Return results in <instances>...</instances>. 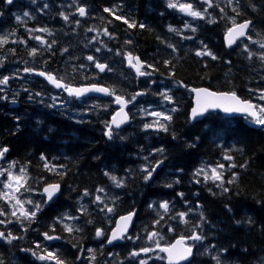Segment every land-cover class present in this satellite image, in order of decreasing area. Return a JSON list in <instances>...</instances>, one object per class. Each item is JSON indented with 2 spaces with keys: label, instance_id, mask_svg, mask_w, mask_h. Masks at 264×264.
I'll return each mask as SVG.
<instances>
[{
  "label": "trees",
  "instance_id": "obj_1",
  "mask_svg": "<svg viewBox=\"0 0 264 264\" xmlns=\"http://www.w3.org/2000/svg\"><path fill=\"white\" fill-rule=\"evenodd\" d=\"M92 1L90 0L91 7ZM188 1L197 3L198 0ZM233 1L234 6L231 9L223 7L224 13L212 9L211 18L216 22L203 23L197 33L198 40L203 41L219 57L218 60L213 61L208 57H196V47L193 48L192 42L188 47L180 46L179 52L169 57L170 54L161 45V40L162 37H167L165 26L173 23V20L171 14L160 5V0H95L96 10L103 13L104 17L110 15L103 9L113 3V5L122 4L124 9L129 10V15L132 14L129 16L117 12L118 15L136 20L138 23L141 19L145 20L147 25L145 29L139 27L129 29L122 21L114 19L118 24L116 26L118 34L129 31L133 49L140 57L145 58L148 52L152 54L158 52V67L166 75L169 71H175L174 81H183L189 87L205 86L213 91L234 90L240 97L256 102L254 98L258 93L249 92V89H264V79L254 70L255 60L248 59L247 55L243 57L241 55L240 60L235 59L233 52L237 46L227 52L222 45V35L227 27H230L227 17L232 16L233 8H237L241 13L236 16L237 22L251 20L252 26L248 35L253 41H264V0ZM55 10L58 8L50 10L52 19L55 18L52 15ZM157 37L160 38L158 42ZM77 40L70 36L66 44L77 46ZM157 44L158 51H156ZM253 47L250 46L251 50ZM87 54H90V50L82 49V55ZM165 59L172 60L175 68L165 67L163 64ZM66 60H70L68 56ZM101 79L102 77L95 72L83 73L74 76L70 83L106 85ZM175 93L179 95L177 100L179 110L172 113L173 120L167 132H147L140 125L141 121L138 122L133 117L132 124L126 128L127 130L109 141L103 133L104 122L110 115V107L102 112L98 109L97 120L95 116H91L89 119H83L79 124L41 112L31 115L29 121L27 116H24L22 120H18V123L13 114L10 115L8 112L0 114V145L10 149L7 158L21 165H28L32 183L30 186L40 190L45 181L61 184L60 195L49 206L44 207L29 231L15 234L23 235L25 238L12 241L10 244L6 243L8 251L0 248V260L3 264H53V262L37 260L30 252L26 254L21 249L34 248L37 242L42 244L41 233L50 231L49 225L53 224V218L65 213L79 216L77 209L81 204L87 206L88 215L70 223L82 227L83 231L74 232L69 236L60 225H56V232L52 234L60 235L62 239H60L61 243L52 245L51 251L58 252L67 264H78L77 256L80 248L86 251L88 248H93L96 255L94 264L103 261L105 264L110 261L113 264L119 263L118 261H121L119 248L98 249L93 245L92 236L95 229L108 226L110 223L108 218L96 214L91 205L98 186L105 187L109 193L113 192L120 197L112 216L136 210L130 235H139L141 239L131 241L129 251L144 245V242L143 245L139 243L144 239L145 226L151 231L152 221L157 218L156 212L148 205L151 203L158 206L160 201L167 200L173 206L170 215L187 211L189 207L193 212L188 216L189 225L180 224L178 220H168L166 217L165 222H162L164 226L159 228L165 237L161 243H170L176 237L190 235L191 225L200 222V212H203L206 218V222L202 223V231L206 239L202 244H196L194 258L189 264H216L212 259L214 255L220 256L222 264H264V128H256L244 118L226 119L218 114L208 115L203 120L190 124L188 90L178 89ZM125 94L129 96L128 91ZM173 135L176 139H173ZM161 147L165 149L162 155L149 156L153 148ZM229 149L232 150L230 154L234 156L232 162L237 165L244 163L247 165L245 168L225 170V180L230 178L233 171L239 174L234 184H225L230 189L229 192L223 193L211 181L204 183L202 177L199 178L201 182L196 183L197 178L194 177L196 169L206 165L215 166L217 163H223L225 166L231 163L223 160L225 151ZM41 153L54 164L66 165L63 170L67 174L61 178L44 171L43 162L39 159ZM144 156H149V161L153 164L156 160L163 159V164L154 173V178L149 184L144 183L143 174L139 171L140 166L146 163ZM105 171L123 177L126 186L114 190L111 182L104 176ZM41 176L44 177V181L40 180ZM176 180H179V183H175ZM166 184L173 186L165 187ZM85 189L93 195L81 199ZM178 193H183V198L178 196ZM197 204L201 206L199 209H196ZM89 219L93 220L92 224L87 223ZM169 224L174 227V232L167 231ZM12 230L11 226L3 228L5 232ZM2 243L0 240V246L3 245ZM73 244L78 246L74 248ZM212 245H215V249L211 248ZM206 247L209 249L207 253H205ZM220 249L227 251L220 252ZM12 253H15V256ZM109 253H112L111 257H108ZM158 264L163 263L160 261Z\"/></svg>",
  "mask_w": 264,
  "mask_h": 264
},
{
  "label": "snow or ice",
  "instance_id": "obj_2",
  "mask_svg": "<svg viewBox=\"0 0 264 264\" xmlns=\"http://www.w3.org/2000/svg\"><path fill=\"white\" fill-rule=\"evenodd\" d=\"M4 2L8 5L13 4L14 0H4ZM201 2L206 5L203 11L198 10L194 4L192 3H181L179 0H168L167 7L171 9H176L179 12L185 14L186 16L192 17L193 19H200L204 20L206 16H210L208 10L209 8L214 7L213 0H201ZM228 5L231 6L233 0H227ZM32 3L35 4L36 0H32ZM73 4L77 3V0H72ZM48 4H44V8H48ZM218 7V5H215ZM120 10V5H115L111 8L105 7L103 11L108 13L113 17V19L122 21L124 24L127 25L129 29H133L139 27L140 29H145L147 25L145 23H138L136 20H130L128 17L123 15H118L117 12ZM253 10H255L253 6ZM221 13H224L225 9H220ZM233 12L236 13V16H239L241 13L238 11L237 8L232 9ZM78 14L80 17H85L87 15V9L85 6L77 5L76 12L66 14L64 11L59 13V16L66 22L71 23L69 20L70 15ZM2 15V13H0ZM24 17H28L32 19L30 13L25 11L23 13ZM236 16L227 17L230 27H227L225 32V44L227 47L231 48L234 44L237 43L238 40L241 38H246L252 43H257L256 41L252 40V37L248 35V30L252 26L251 20H244L243 22H237ZM224 18V17H222ZM17 21L21 20L20 16L16 17ZM109 21L108 23H111ZM216 21L212 18L207 19V23H215ZM76 25L80 24L79 20L75 21ZM190 29L191 32L195 33L197 29L191 26L188 22L184 23L183 29H176L173 26H168V31L171 33H175L176 35H180L182 39H193L191 36H183L182 32L184 30ZM87 32H96L97 30L94 28L86 29ZM29 32V39H34L40 45L39 48L33 47L29 49L28 55L30 57H36L40 54L42 49L51 50L53 45L57 42L52 40L50 43L46 41L40 35H31L34 32H41L47 33L49 36L53 35L52 31L47 28H35V29H28ZM102 35L108 37L110 40L115 39L114 33L110 32L107 27L101 30ZM11 35H15V33H11ZM98 33L96 36H93L89 44L93 42H99L101 47H107V45L99 40ZM158 39H160L158 37ZM21 43L26 44L27 41L19 40L13 41V43ZM8 43L7 36H0V46ZM125 44H131L132 41L125 40ZM161 43H165L164 40H161ZM202 47L195 51V56L204 58L208 57L213 61L219 59V57L212 52L211 49L208 48L206 44L201 41ZM168 48L172 49V52H177V48L168 43L166 45ZM101 47H97L96 51L100 52ZM259 47L264 49V42H259ZM13 53L15 49L11 50ZM68 49H62V54L67 52ZM111 51V49H109ZM244 51L248 54V59H252L254 54L252 51L249 50L248 46H244ZM117 55H124V58L127 60L128 66L132 68L137 77H151L154 73L158 72L159 69L155 66V64H148L147 62L141 60L140 57L134 56L131 52H124L121 53L119 50L116 53ZM86 59L94 64L95 68L99 70V72L111 71L109 66L104 63L98 62L96 57L89 55ZM258 59L264 63V51L258 54ZM0 63H3V60L0 59ZM226 63H230V61H226ZM165 67L170 69H174L175 65L173 64L172 60L165 59L163 61ZM80 67H84L81 65ZM205 67L207 64L205 63ZM147 69H151V71H147ZM24 73H34L40 77H43L45 80L48 81L49 84L53 85L57 89H62L64 92L68 94L69 97H74L75 99H80L81 97L85 96L87 93H100L104 96L112 97V103L118 106L117 110L113 113L110 120L104 122V136L108 140L114 139L116 136L117 130L121 129V127L130 122L131 116L129 111H126L129 104H133L137 101V97L144 96L148 93V90L137 91L134 94L130 95V98H126L124 94H118V90L115 87H104L99 86L97 84H91L89 86H82V87H75L69 83L64 82L63 77H59L56 74L48 71H37L34 68L25 67L23 69ZM175 71H169L168 79H173L175 77ZM11 77L3 76L0 78V85L6 86L9 83ZM150 83H155V81H151ZM175 87H182L186 90L195 94V106L191 108L190 114L188 116L189 122L196 120L198 117H202L208 112L210 109L215 110L219 109L226 114H233L239 113L244 115L247 118H250L251 123L264 127V103H253L250 99H244L240 97L236 91H229V92H216L212 91L209 88H190L187 84L183 81H175ZM24 91H28V89H24ZM0 92H3V88H0ZM172 92L171 88H164L154 95H158L161 97L162 102H166L167 104H176L174 96L170 94ZM249 92L258 93L256 99L259 101H264V89H249ZM42 93L36 92L34 94H29V99H33V96L39 97ZM7 99L6 96L0 95V100ZM56 97H53V103L49 105V107H55ZM15 103V99L12 100ZM105 109L107 105L104 106ZM179 109L177 106H173L170 109H166L165 111H149L146 108L141 107L140 113L145 116H151L154 119L149 123L143 124V130H153L156 132H167L169 130V125L173 120L172 113L177 112ZM17 121L20 119L19 117L16 118ZM123 139V137H121ZM173 139H176L175 135H173ZM9 148L7 146L0 147V160L5 158V155L9 152ZM231 149L225 151L223 155V160L230 161L227 166L223 163H217L215 166L206 165L202 166L195 170L194 177L197 179L195 180L196 183H200V177L203 178V182L207 183L211 181L216 185V187L220 188L223 193H228L229 188L225 186V184L231 185L234 184L238 178V173L232 172L229 179L225 180L224 173L227 169H235L237 167L245 168L247 165L239 164L232 162L234 161V156L231 153ZM165 152L164 148H153L152 152L149 153V156H154L156 154H163ZM149 156H144L143 159L146 163L140 166L139 171L143 174V181L145 184H149L153 178L154 173L157 172V169L163 164V159H158L155 163H151L149 161ZM40 161L43 162L42 168L44 171L55 174L61 178H63L67 173L63 169L66 168V165L63 164H54L48 160V158L41 153L39 157ZM16 161H12L8 164L7 168H0V176H6V179L2 182L3 190L0 191V201H4L5 204L11 209V211H5L4 209L0 208V217H11L12 219H0V225H9L12 223H16L20 225V230L23 233H27L31 226L36 223L38 213L42 212L45 205H48L50 202L54 201L57 196L61 192V184L59 182L54 183H47L44 182V186L42 190H40L39 195L43 197L40 201H34L31 198H23L24 193H35L37 190L30 186V176L28 173V165H22L19 167L18 171H13L17 167ZM104 176L108 178L111 182V185L116 189H122L126 186V181L123 177H117L113 175L109 171L104 172ZM41 181H44V177H40ZM175 183H179V180H176ZM172 184H166L165 187L171 188ZM95 195L92 200V203L99 208V211L105 213L107 218H111V214L116 211V204L120 199L118 194H109L108 190L105 187L98 186L95 189ZM93 194L89 192L88 189L83 191L81 199L83 197L92 196ZM178 196L183 198V193H178ZM187 204V201H185ZM30 205L31 207H26ZM148 207L153 209L156 214L157 218L152 221L151 231L147 230V226H145V244L147 246H142L139 249H134L129 252V257L133 260H136L138 257L145 256L147 258H141L138 260V264H148V261L153 259V255L155 254L154 258L158 260L166 261V264H180L181 261L188 260L191 256H193V248L196 244H202V242L206 239V236L203 234L202 231V223L206 222V218L203 212L199 214V221L195 224L191 225V234L190 235H181L178 239H176L172 243H161L165 240V237L161 234L159 228L164 226L165 218L167 217L168 220H178L180 224L189 225L190 221L188 216L193 209L191 207L188 208L187 211H180L176 212L174 215H170L172 213V204L170 201L163 200L158 203V206L155 204H149ZM201 206L199 204L196 205V209H199ZM231 210V209H229ZM80 213L79 216H72L68 213L63 214L62 216L54 217L53 224L49 225L50 231L43 232L41 235L43 236L45 241H55L60 240L62 237L60 235H54L52 233L56 232V225H60L65 233L71 236L74 232H82L83 228L77 226L74 223H70L71 221H77L80 219L81 216L88 215V208L85 204H81L80 207L77 209ZM136 211L133 209L132 211L127 212L125 215L120 216L116 220V226L111 230L110 233H106L105 230L101 227H97L95 229V238L96 239H103L104 243L108 245H112L118 241L123 240H131L137 241L140 240L141 237L139 235L133 237L129 234V228L134 224V217L136 216ZM88 224H92L93 220H87ZM237 223H240L237 221ZM251 223V220H249ZM168 232H174V227L169 224L167 227ZM23 235L17 236L14 235L12 231H0V240H3L6 243H12V241L18 239H24ZM195 242V243H191ZM77 244H73V247H77ZM104 247V244H101V248ZM212 249H215V245L211 246ZM81 252H83V248H80ZM21 251L30 252L32 256H34L37 260L40 261H47L53 262V264H67V262L59 256L58 252L49 251L47 248L42 246L40 243H35L34 248H22ZM209 249L205 248V253H207ZM220 252H226V249H220ZM87 252L89 255V264H93V261L96 260L95 250L93 248H88ZM164 255H160V254ZM111 256L112 253H109ZM77 259H81V256H77ZM212 259L216 262V264H222L221 258L219 255L212 256ZM0 264H3V261L0 260Z\"/></svg>",
  "mask_w": 264,
  "mask_h": 264
},
{
  "label": "rangeland",
  "instance_id": "obj_3",
  "mask_svg": "<svg viewBox=\"0 0 264 264\" xmlns=\"http://www.w3.org/2000/svg\"><path fill=\"white\" fill-rule=\"evenodd\" d=\"M24 2V5L22 6V9L19 10L18 9V5H17V0H14L13 4L8 5L4 2V0H0V5L2 6V9H10V13L12 15V19H11V23L12 24H18L20 23V29L21 31L24 33V35H19V33H15V37L17 38V41L19 40H25L27 41L26 44H21L18 43L19 46H21V48H23L24 50H27L29 52L30 48L33 47H37L39 48L40 45L38 44V42L34 39H29V32L28 29H35V28H43V27H47L51 30V27L48 23L44 22L43 16H45L47 14V12L55 7L58 8V10L64 11L66 14L68 13H72V9L76 8L77 5L79 4H85L83 2H87V0H77L76 4L72 3V0H36V3L33 4L32 0H22ZM179 2L181 3H191L188 0H179ZM167 3L168 0H160V5L164 7V10L167 11L169 14H171L173 16L174 19V24L171 25L176 29H183L184 23L188 22L191 26L195 27L197 29V31L195 33L191 32L190 29L184 30L182 32L183 36H191L193 37V39L189 40V39H182L180 35H176L175 33H171L168 31V27H167V31H168V38L169 41L168 43L173 44L176 48H177V52L173 53L172 49L168 48L167 46H165L168 49V52L171 56H175L178 52H179V47H185L186 45H188L190 42H192L194 44V46H196V50L200 49L202 47L201 45V41L198 40V25L199 22L203 21L200 19H193L192 17L186 16L185 14L179 12L176 9H171L167 7ZM44 4H48V8H44ZM195 5V7L198 10L203 11L204 7H206V5H203L202 3H192ZM213 4H214V8L215 11L217 12H221L220 9L223 7H229L230 9L234 6V1L232 2V5L229 6L227 0H213ZM120 5V10L118 12L120 13H128L127 8L124 9L122 4H118ZM215 5H218L215 6ZM53 7V8H52ZM90 8V7H89ZM111 8V7H110ZM211 9V8H209ZM68 10V11H67ZM25 11H28L31 15V17H33L32 19H29L28 17H24L23 13ZM124 11V12H123ZM209 12V10H208ZM225 12V11H224ZM210 16H206V18L204 20L207 21L208 18H211V13L209 12ZM104 14L100 13L98 15L99 18L90 16V19L88 21V23L85 24V22H82L81 24H79L78 26L76 25V27H78L77 31H73L75 34H78L76 36V38L78 37L80 39V44H78L83 50H90V54L94 57H96L97 60H101V61H107L110 62V65L114 66V68L116 69V73H120L122 78L119 79V82L121 84H123V86L128 88L129 85V81L133 80V76L130 74V72H128L127 70L124 69V63H123V56L124 55H117V51L119 50L121 53L124 52H130L132 51V45L131 44H125L124 41L125 40H129L130 37L128 35H123V34H118L116 33L115 29L116 26L118 25L115 20L113 19V17L110 15H106L105 17L107 18L108 22L112 21L111 23H103V21L101 22L100 18H102ZM231 15V14H230ZM20 16L21 20L18 22L16 17ZM236 16V13L233 12L232 16ZM104 17V16H103ZM36 20V23H33V21ZM50 22L51 19L49 18ZM59 20V23H66L60 16H58L57 21ZM69 20L72 22V24H75V21L72 18V15L69 16ZM103 23V24H102ZM69 24V23H67ZM101 24V25H100ZM82 27V30H79V28ZM107 27L108 30L112 33H114L115 35V39H109L106 36L102 35L101 30L103 28ZM88 28H94L97 31L96 32H87L86 29ZM5 28H3V32L6 33ZM63 30V28L61 29ZM53 35L49 36L47 33H41V32H34L31 35H40L42 36L46 41H48L49 43L52 40H55L57 43L55 45H53V48L51 50H47V49H42L40 54L37 55L34 58L40 59L41 55L44 54L45 51H49L51 56L54 55H59L62 57H69V61L68 60H64L61 59L60 62L59 60H57L59 63L64 64L63 68L66 70L69 69H74L77 71L85 70L87 68H89V66L87 65V63L85 64L84 60H78L77 59V49H79L80 47H77L75 45H68L66 44V42L64 41V39H59V32H52ZM98 33H100L99 35V40L103 41L107 47H101L99 42H93L91 44L88 43V41H90L92 39L93 36H96ZM131 40V39H130ZM16 41V39H15ZM257 43H252L251 41H246V42H242L241 44H239L237 46V48L235 49V51L233 52L234 58H236V56H241L242 57L244 55H247V52L244 51V46L247 45L249 50L252 51L254 54L253 58L255 60L254 62V70L257 72L258 76H261L264 79V63H262L259 59H258V54L262 51H264V49H261L259 47V42H264V41H256ZM167 43V44H168ZM253 44V45H252ZM58 45H60V47H57ZM250 46H254L253 49L251 50ZM58 48V52L53 51L54 48ZM97 47H101V51L97 52L96 48ZM67 48L68 51L64 52L62 54V49ZM71 48V50H70ZM75 48V49H74ZM109 49H111V51H109ZM70 50V51H69ZM158 51V50H157ZM27 52V54H28ZM147 55H151L150 52L146 53ZM87 56V55H86ZM30 57V56H29ZM157 57V56H156ZM33 58V57H30ZM158 61V58L155 59L153 62L155 64V62ZM19 62V61H18ZM20 63V62H19ZM148 64H152L150 62H147ZM30 65H34L33 62H29L28 65L23 66V68L25 67H29ZM81 65H83L84 67H80ZM0 66L3 67V76H9L11 77V79L9 80L8 85L10 84V82L14 83V84H20L23 87H27L26 89H28L26 96H27V101L30 104H37V105H41L43 107L49 108V105L53 103V97H56V103L55 105L58 104V106H60L61 108V112L65 115H70L73 118H77L75 119L76 121H73L74 123H78L81 122L82 119L81 118H89L91 116H95V120H97V110L100 109L101 112L108 110V107H110L109 104L102 102L100 100H88V101H78V102H72V101H68L67 99H65L64 97H62L61 95H56L52 90L50 91H46L44 89H42V87L39 84L35 83V80L31 81L28 79V77H25L23 74V71L21 69L20 66H18L16 58L15 59H9L6 62L0 63ZM157 67V66H156ZM159 69L158 72L154 73L153 76L148 77L146 79H141L140 80V86L143 90L147 89L148 93L146 95H144L139 101L138 105L132 110V115L134 117L135 120H137L138 122H140V125H142L144 123H149L151 122L154 118L151 116H145L143 114L140 113V108H146L149 111L155 110V111H165L166 109H170L173 106H177V100H178V94L175 92H178V89L183 90L182 87H175L174 86V80L173 79H168V75H166L163 70L160 67H157ZM148 71H151V69H148ZM68 72V71H67ZM109 73L111 75H113L114 73L112 71H109ZM17 79H18V83H17ZM151 81H155V83H150ZM8 85L1 87L3 88V95H7L8 97L17 100V96H12L13 94H9L8 92ZM3 86V85H0ZM34 88L36 90H34ZM164 88H171L172 92L170 94H172L174 96V99L176 101V104H167L166 102H162L161 97H159L158 95H154L153 93H156L160 90H163ZM10 90V88H9ZM14 92V91H13ZM20 92L17 91L16 93L18 94ZM22 92H26L24 91V89L22 90ZM36 92H40L42 93L41 96L36 97L33 96V99H29V94H34ZM124 93V92H122ZM257 96V95H256ZM256 96L254 98V100L257 101V103H264V101H259L256 99ZM60 104V105H59ZM105 105H107V108L105 109ZM79 118V119H78ZM141 127V128H142ZM131 131V130H130ZM147 132H156L153 130H147ZM12 162V161H8V160H4L3 164L0 165V168H7L8 164ZM20 166L17 165V167L15 169H13V171H18ZM227 170V168H226ZM230 171V169H228ZM6 179V176H0V191L3 190V184L2 182ZM114 190H118L116 188H114ZM109 194H113V192H110ZM36 195L35 193H24L23 194V198H31L33 199V196ZM7 205V204H6ZM91 205L92 208L95 210L96 214L98 215H103L102 218L106 217L105 213H102L99 211V208L94 205L91 201ZM26 207H31L30 205L26 206ZM96 208V209H95ZM107 218V217H106ZM111 218H112V214H111ZM110 218V219H111ZM12 219V218H11ZM106 220V219H105ZM109 220V218H108ZM73 222V221H71ZM14 226V229L17 228V226L19 224L16 223H12L9 224L7 226ZM15 235V234H14ZM135 237V236H133ZM126 244L125 247H123L120 251H119V255L128 263L130 264H138V260L141 258H147L145 256H141L138 257L136 260H133L129 257V245L131 243V240H126ZM98 242L100 243L101 240L98 239ZM144 242V245H143ZM140 245L145 246V239L142 240L141 243H139ZM137 244V245H139ZM147 246V245H146ZM153 255V259L148 261V264H158L159 260L154 258L155 254H151ZM106 259V258H105ZM122 261V260H121ZM96 264H105V262L103 261L102 263H96ZM118 264V263H117ZM123 264V263H120Z\"/></svg>",
  "mask_w": 264,
  "mask_h": 264
},
{
  "label": "flooded vegetation",
  "instance_id": "obj_4",
  "mask_svg": "<svg viewBox=\"0 0 264 264\" xmlns=\"http://www.w3.org/2000/svg\"><path fill=\"white\" fill-rule=\"evenodd\" d=\"M96 2L94 0V8L96 7ZM2 6L0 5V13H2V15H0V36H7L8 37V43L4 44L3 46H0V59L3 60V62L8 61L9 59H15L17 61L18 66L21 67L22 71H23V66L28 65L29 62H33L34 65H30V68H34L35 70L38 71H48V72H53L56 73L57 76L60 77V75L64 72V69L62 67V64L59 63L60 62V56H51L49 51H45L43 55H41L40 59L37 58H30L29 55L27 54V50H24L23 48H21V46L18 45V43H13V41H17L18 37H15L14 35H11V33H19V35H24V33L21 31V29L19 28L18 24H12L11 23V19H12V15L10 13V9H5V11H1ZM7 14V15H6ZM10 15V16H8ZM3 28H5V32H3ZM15 49V52L13 53L11 50ZM59 60V62L57 61ZM20 63H19V62ZM155 66L158 67V62L155 63ZM3 67L0 66V74H3L2 72ZM24 73V72H23ZM25 77H28L29 80L33 81L35 80L38 81L34 76H31L30 73H24L23 74ZM0 78H2V76L0 75ZM39 82V81H38ZM17 83H18V79H17ZM27 87H23L21 86L19 83L18 84H13L10 86V93L14 94L16 96V92L17 91H21L23 89H26ZM34 90H36L34 88ZM14 91V92H13ZM16 102L14 103L13 106H6L3 107V100H0V114H3L5 112H8V110H12L13 115L17 118L18 115L23 111L26 110V107H22L20 106V102L15 100ZM60 105V104H59ZM50 112H53L56 114H61V108L60 106L55 105V107H49ZM17 121V119H16ZM101 242L103 241V239H100ZM82 262H84L83 258L80 259V262L78 264H82Z\"/></svg>",
  "mask_w": 264,
  "mask_h": 264
},
{
  "label": "water",
  "instance_id": "obj_5",
  "mask_svg": "<svg viewBox=\"0 0 264 264\" xmlns=\"http://www.w3.org/2000/svg\"><path fill=\"white\" fill-rule=\"evenodd\" d=\"M81 18H84V17H81ZM224 37H225V34H224V36H223V44H224V46H225V49H227V50H229V49H231V48H233L234 46H235V44L231 47V48H229V47H227L226 46V44H225V39H224ZM242 39V38H241ZM239 41V40H238ZM96 69V68H95ZM96 70H98V69H96ZM99 71V70H98ZM35 75V74H34ZM36 76H38V75H36ZM38 77H40V76H38ZM40 78H42L46 83H48V81L47 80H45L43 77H40ZM49 84V83H48ZM52 88H54L55 90H57V91H62L67 97H69L68 96V94L66 93V92H64L62 89H57V88H55L53 85H51V84H49ZM83 86H89V85H83ZM100 86V85H99ZM75 87H77V86H75ZM78 87H82V86H78ZM198 88H201V87H198ZM203 88H205V87H203ZM88 97H97V98H108V96H104L103 94H100V93H87L85 96H83V97H81V98H88ZM70 98H74V97H70ZM130 106V104L128 105V107ZM195 106V94L194 93H192L191 92V108L192 107H194ZM114 107L115 108H118V106L117 105H115L114 104ZM128 107H127V109H128ZM191 108H190V111H191ZM127 109H126V111H127ZM117 110V109H116ZM190 111H189V114H190ZM213 112H217V113H219V114H221L222 116H224V117H227V118H231V117H235V116H244V115H242V114H239V113H233V114H226V113H224L223 111H221V110H219V109H215V110H209L208 112H206L205 113V115L204 116H202V117H198L196 120H194V121H191V123H195V122H197V121H199V120H201L203 117H205L207 114H209V113H213ZM112 117V116H111ZM111 117H110V119H111ZM109 119V120H110ZM130 123V122H129ZM129 123H127V124H125V125H123L122 127H124V126H126V125H128ZM121 127V128H122ZM50 204V203H49ZM125 215V214H124ZM122 216V215H121ZM120 217V216H119ZM119 217H117V219L119 218ZM116 219V220H117ZM116 226V221H115V223H114V226H113V228ZM132 227V226H131ZM131 227L129 228V230L131 229ZM112 228V229H113ZM111 232V231H110ZM176 239H178V238H176ZM175 239V240H176ZM174 240V241H175ZM173 241V242H174ZM119 242V241H118ZM117 243V242H116ZM107 246H110V245H108L107 244ZM164 255V254H163ZM192 259V256L188 259V260H186V261H181L180 262V264H185V263H188V262H190V260ZM165 264H166V261H165Z\"/></svg>",
  "mask_w": 264,
  "mask_h": 264
},
{
  "label": "bare ground",
  "instance_id": "obj_6",
  "mask_svg": "<svg viewBox=\"0 0 264 264\" xmlns=\"http://www.w3.org/2000/svg\"><path fill=\"white\" fill-rule=\"evenodd\" d=\"M67 11H68V10H67ZM167 11H168V10H167ZM165 24H166V23H165ZM157 27H158V26H157ZM165 27H166V26H165ZM74 49H75V48H74ZM130 143H131V142H130ZM139 143H140V142H139ZM133 146H134V145H133ZM142 146H143V145H142ZM134 147H135V146H134ZM132 148H133V147H132ZM132 148H131V149H132ZM138 150H139V149H138ZM136 156H137V155H136ZM134 157H135V156H134ZM126 161H127V160H126ZM135 163H136V162H135ZM128 166H129V165H128ZM168 166H169V165H168ZM173 167H174V166H173ZM175 168H176V167H175ZM132 169H133V168H132ZM175 170H176V169H175ZM165 173H166V172H165ZM168 174H170V173H168ZM168 174H167V175H168ZM168 177H169V176H168ZM159 182H160V181H159ZM149 187H150V186H149ZM159 187H160V186H159ZM95 188H96V187H95ZM164 188H165V187H164Z\"/></svg>",
  "mask_w": 264,
  "mask_h": 264
}]
</instances>
